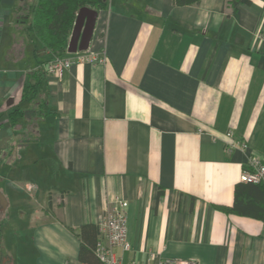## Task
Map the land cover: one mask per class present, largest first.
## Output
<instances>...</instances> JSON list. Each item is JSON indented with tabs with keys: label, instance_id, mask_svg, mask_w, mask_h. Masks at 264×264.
Returning a JSON list of instances; mask_svg holds the SVG:
<instances>
[{
	"label": "crops",
	"instance_id": "0c3cea01",
	"mask_svg": "<svg viewBox=\"0 0 264 264\" xmlns=\"http://www.w3.org/2000/svg\"><path fill=\"white\" fill-rule=\"evenodd\" d=\"M20 3L0 0V264H81L73 230L119 199L121 264H264V222L217 208L264 157V0H107L104 63L61 77Z\"/></svg>",
	"mask_w": 264,
	"mask_h": 264
},
{
	"label": "trees",
	"instance_id": "16d2710c",
	"mask_svg": "<svg viewBox=\"0 0 264 264\" xmlns=\"http://www.w3.org/2000/svg\"><path fill=\"white\" fill-rule=\"evenodd\" d=\"M18 10H26L27 28L38 39L42 47L53 55H65L68 39L80 7L99 10L107 5V0H34L29 3L21 0ZM199 0H173L177 6L188 5ZM232 7L249 0H228ZM40 73H34V80L27 81L22 87V96L28 97L38 91ZM24 115L20 108H12V121ZM218 209L242 216L260 219L264 222V180L259 183L238 181L233 189L231 205H218ZM79 239L78 261L81 264H101L94 253L98 239V228L95 223H84L73 230Z\"/></svg>",
	"mask_w": 264,
	"mask_h": 264
},
{
	"label": "built area",
	"instance_id": "2783aa9c",
	"mask_svg": "<svg viewBox=\"0 0 264 264\" xmlns=\"http://www.w3.org/2000/svg\"><path fill=\"white\" fill-rule=\"evenodd\" d=\"M260 40L264 41V32L259 34ZM105 61L104 55L99 51L86 49L65 55H53L48 59L45 71L47 74L61 77L63 71L72 64L90 63L102 64ZM243 149L245 143H231ZM240 181L259 183L264 180V157L251 153L248 156L246 166L242 169ZM127 202L123 199L116 200L110 207L105 209V213L96 221L98 228V239L94 246V253L101 264H121L114 252V247L119 246L128 249L130 244L127 238L126 223ZM138 264V263H133ZM150 264V263H144ZM157 264H196L194 260H179L173 258H163Z\"/></svg>",
	"mask_w": 264,
	"mask_h": 264
},
{
	"label": "water",
	"instance_id": "95a60500",
	"mask_svg": "<svg viewBox=\"0 0 264 264\" xmlns=\"http://www.w3.org/2000/svg\"><path fill=\"white\" fill-rule=\"evenodd\" d=\"M97 11L89 7H80L72 26L66 50L68 53L89 48L92 38Z\"/></svg>",
	"mask_w": 264,
	"mask_h": 264
},
{
	"label": "rangeland",
	"instance_id": "374dc122",
	"mask_svg": "<svg viewBox=\"0 0 264 264\" xmlns=\"http://www.w3.org/2000/svg\"><path fill=\"white\" fill-rule=\"evenodd\" d=\"M10 225H11V223H10Z\"/></svg>",
	"mask_w": 264,
	"mask_h": 264
}]
</instances>
